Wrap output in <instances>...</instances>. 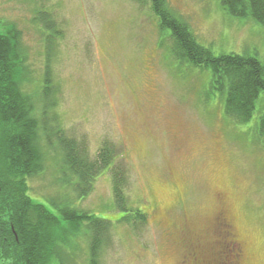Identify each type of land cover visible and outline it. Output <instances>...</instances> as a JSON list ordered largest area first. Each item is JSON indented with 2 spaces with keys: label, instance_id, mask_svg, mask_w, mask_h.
<instances>
[{
  "label": "rangeland",
  "instance_id": "1",
  "mask_svg": "<svg viewBox=\"0 0 264 264\" xmlns=\"http://www.w3.org/2000/svg\"><path fill=\"white\" fill-rule=\"evenodd\" d=\"M168 2L214 54L253 55L264 65V25L252 17L229 14L222 0ZM4 23L22 33L27 91L37 97L50 51L46 31L59 30L51 69L60 126L91 159L104 142L114 145L127 204L145 213L144 224L120 220L125 212L115 204L108 169L80 199L60 183L61 152L48 151L30 194L53 212L47 200L111 221L100 264H185L194 251L190 264H264V144L256 133L264 94L250 122L227 117L209 72L173 58L149 0H0V33ZM220 214L239 241L238 260L221 248ZM70 241L64 264H88L87 234Z\"/></svg>",
  "mask_w": 264,
  "mask_h": 264
},
{
  "label": "trees",
  "instance_id": "2",
  "mask_svg": "<svg viewBox=\"0 0 264 264\" xmlns=\"http://www.w3.org/2000/svg\"><path fill=\"white\" fill-rule=\"evenodd\" d=\"M149 1L160 33L170 41L173 58L209 72L211 86L225 98L226 116L239 124L250 122L257 111V101L264 94L262 62L248 54H214L171 9L168 0ZM222 3L229 14L252 17L264 25V0H222ZM36 19L45 24L41 14L37 13ZM3 25L6 30L0 33V259L11 264H56L59 259L58 264H64L65 250L72 244L70 235L87 234L88 264H100L104 248L111 241L112 222L71 207L68 201L47 200L55 207L53 212L30 194L29 181L46 170L48 151L56 148L61 152L56 159L62 174L60 183L72 185L80 199L93 189L97 176L108 169L113 173L115 204L125 212L120 220L144 224L145 213L127 204L126 172L115 164L114 145L104 142L91 159L84 143L68 137L60 126L54 111L57 102L52 99L55 85L51 50L59 33L56 26L46 31L50 51L37 97L27 91L30 71L22 33L13 24ZM256 133L264 144V106L257 118Z\"/></svg>",
  "mask_w": 264,
  "mask_h": 264
},
{
  "label": "flooded vegetation",
  "instance_id": "3",
  "mask_svg": "<svg viewBox=\"0 0 264 264\" xmlns=\"http://www.w3.org/2000/svg\"><path fill=\"white\" fill-rule=\"evenodd\" d=\"M217 220H218L217 231L221 235L220 237L222 241L221 248H224V251H227V253L228 252H230V254L232 253L231 257L234 260L240 259L243 253H241L242 250H241L239 241L237 239V236H235L233 233V227H232L230 220L224 214H220ZM192 253H195V254H191L190 258L187 256V258L184 261L186 262L185 264H190L192 260L196 261L198 259V256H197L198 253H196V251Z\"/></svg>",
  "mask_w": 264,
  "mask_h": 264
}]
</instances>
